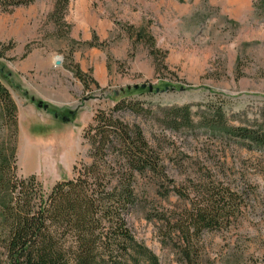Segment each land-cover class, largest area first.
Segmentation results:
<instances>
[{
  "label": "rangeland",
  "instance_id": "rangeland-1",
  "mask_svg": "<svg viewBox=\"0 0 264 264\" xmlns=\"http://www.w3.org/2000/svg\"><path fill=\"white\" fill-rule=\"evenodd\" d=\"M136 30L152 44L135 41ZM0 86L15 105L0 96V155L18 179L35 177L44 197L92 164L88 137L100 114L111 115L127 133L141 131L173 182L135 175L138 205L124 214L158 264H189L159 219L190 203L165 189L212 184L242 197L240 216L202 232L190 264H264V146L234 134L264 135V0L0 4ZM121 101L136 112L116 111ZM119 147L106 157L115 175L125 161Z\"/></svg>",
  "mask_w": 264,
  "mask_h": 264
},
{
  "label": "trees",
  "instance_id": "trees-1",
  "mask_svg": "<svg viewBox=\"0 0 264 264\" xmlns=\"http://www.w3.org/2000/svg\"><path fill=\"white\" fill-rule=\"evenodd\" d=\"M32 1L0 0V4L27 5ZM131 35L137 42L152 44L142 30ZM77 75L84 82V75ZM0 96L15 111L8 91L1 86ZM125 107L136 112L125 101L118 102L115 110ZM177 113L185 118L189 114L186 108ZM218 116L214 118L217 121L222 118ZM93 130L88 137L92 164L83 166L77 178L56 183L45 197L35 177L18 179L7 157L0 155V249L5 264H158L156 256L135 240L124 214L138 205L135 175L155 174L167 181L160 158L149 149L139 129L127 133L123 123L111 115L100 114ZM234 134L264 146V135ZM115 144L125 159L117 175L106 160ZM202 187L192 193L174 186L165 189V196L172 191L190 204L179 215L159 219L168 236L175 234L183 260L189 264L200 234L227 228L240 216L243 204L242 197L228 187Z\"/></svg>",
  "mask_w": 264,
  "mask_h": 264
},
{
  "label": "bare ground",
  "instance_id": "bare-ground-1",
  "mask_svg": "<svg viewBox=\"0 0 264 264\" xmlns=\"http://www.w3.org/2000/svg\"><path fill=\"white\" fill-rule=\"evenodd\" d=\"M40 148V147H39ZM38 148V149H39ZM32 149V148H31ZM33 150V149H32ZM44 151V150H43ZM47 153V152H46ZM33 152H31L30 150H26V161L28 162L29 165H31L33 163V160H34V156H33ZM67 157V156H66ZM25 161V162H26ZM36 162H38V159H36Z\"/></svg>",
  "mask_w": 264,
  "mask_h": 264
},
{
  "label": "water",
  "instance_id": "water-1",
  "mask_svg": "<svg viewBox=\"0 0 264 264\" xmlns=\"http://www.w3.org/2000/svg\"><path fill=\"white\" fill-rule=\"evenodd\" d=\"M55 65L59 66L60 65V60H56L55 61ZM39 107H42V103H39L38 105ZM47 107L46 106H43V109H46ZM72 115V113H70ZM56 116V115H55ZM67 118H63V121H66Z\"/></svg>",
  "mask_w": 264,
  "mask_h": 264
},
{
  "label": "flooded vegetation",
  "instance_id": "flooded-vegetation-1",
  "mask_svg": "<svg viewBox=\"0 0 264 264\" xmlns=\"http://www.w3.org/2000/svg\"><path fill=\"white\" fill-rule=\"evenodd\" d=\"M63 120V119H62Z\"/></svg>",
  "mask_w": 264,
  "mask_h": 264
}]
</instances>
